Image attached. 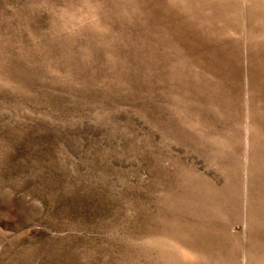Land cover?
Listing matches in <instances>:
<instances>
[{
  "label": "rangeland",
  "instance_id": "rangeland-1",
  "mask_svg": "<svg viewBox=\"0 0 264 264\" xmlns=\"http://www.w3.org/2000/svg\"><path fill=\"white\" fill-rule=\"evenodd\" d=\"M0 264H264V0H0Z\"/></svg>",
  "mask_w": 264,
  "mask_h": 264
}]
</instances>
